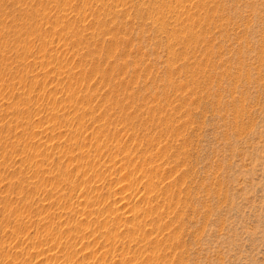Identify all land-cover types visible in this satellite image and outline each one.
Masks as SVG:
<instances>
[{"label":"rangeland","instance_id":"1","mask_svg":"<svg viewBox=\"0 0 264 264\" xmlns=\"http://www.w3.org/2000/svg\"><path fill=\"white\" fill-rule=\"evenodd\" d=\"M0 264H264V0H0Z\"/></svg>","mask_w":264,"mask_h":264}]
</instances>
